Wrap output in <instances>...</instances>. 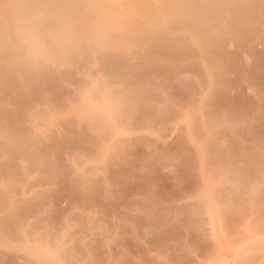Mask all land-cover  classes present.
<instances>
[{
  "label": "rangeland",
  "instance_id": "rangeland-1",
  "mask_svg": "<svg viewBox=\"0 0 264 264\" xmlns=\"http://www.w3.org/2000/svg\"><path fill=\"white\" fill-rule=\"evenodd\" d=\"M0 264H264V0H0Z\"/></svg>",
  "mask_w": 264,
  "mask_h": 264
}]
</instances>
